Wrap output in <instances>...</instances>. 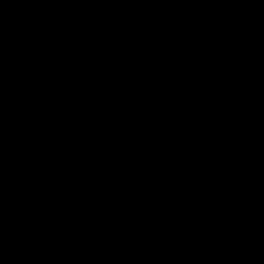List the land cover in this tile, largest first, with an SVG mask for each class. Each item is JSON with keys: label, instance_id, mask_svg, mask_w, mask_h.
<instances>
[{"label": "water", "instance_id": "water-1", "mask_svg": "<svg viewBox=\"0 0 264 264\" xmlns=\"http://www.w3.org/2000/svg\"><path fill=\"white\" fill-rule=\"evenodd\" d=\"M0 264H264V0H0Z\"/></svg>", "mask_w": 264, "mask_h": 264}]
</instances>
